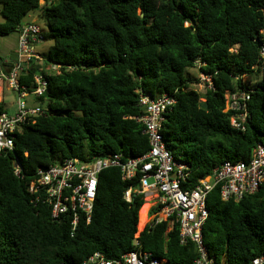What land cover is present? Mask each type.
I'll use <instances>...</instances> for the list:
<instances>
[{"label":"trees","instance_id":"16d2710c","mask_svg":"<svg viewBox=\"0 0 264 264\" xmlns=\"http://www.w3.org/2000/svg\"><path fill=\"white\" fill-rule=\"evenodd\" d=\"M35 12L44 40H52L46 63L59 70H43L48 91L38 103H46L45 114L19 129L12 151L0 153V264H83L97 251L118 259L135 249L165 264H192L197 246L181 244L177 223L166 219L138 233L151 204L141 195L126 201L131 183L119 168L101 172L91 221L82 216L74 235L69 215L52 219L30 183L39 168L68 158L144 154L149 139L134 118L144 113L141 94L175 93L163 135L190 166L192 185L226 160L249 161L264 139V67L256 69L264 0H0V36L18 33ZM39 69L29 62L22 83L31 87ZM193 69L211 77L203 93L193 88L201 82ZM254 80L240 131L225 95ZM207 208L203 235L216 264H248L264 254V183L239 201L222 200L217 186Z\"/></svg>","mask_w":264,"mask_h":264},{"label":"built area","instance_id":"2783aa9c","mask_svg":"<svg viewBox=\"0 0 264 264\" xmlns=\"http://www.w3.org/2000/svg\"><path fill=\"white\" fill-rule=\"evenodd\" d=\"M42 33L43 30L35 21L24 22L17 33L14 55H0V102H3V85L16 95L15 112L5 110L0 113L1 154L14 149L17 132L23 125L34 123L38 116L45 114V109L38 103L47 97L48 91V80L43 70L45 68L47 73H52L59 68L56 64L46 63V59L36 50L37 45L44 41ZM260 34L262 43L256 69L264 67V30ZM29 62L40 68L33 76L31 87L21 81L27 75L26 66ZM200 76L209 83L208 87L213 85L211 77L204 74ZM256 81L226 92L225 111L231 113V125L237 130L246 129L250 115L249 102L254 92L251 85ZM33 101L38 104H33ZM177 101L175 93L165 92L155 97L141 94L140 105L144 113L134 118L143 124V131L149 139V149L144 154L125 158L122 153H115L94 157L87 162L76 157L56 162L48 168L38 169L30 183L31 193L36 200L49 205L52 219L60 220L69 215L74 235L82 216L88 222L91 221L101 172L108 168H119L122 179L131 183L124 192L126 201L132 202L133 196L141 195L145 202H152L144 228L166 219L170 224L177 223L181 244L192 241L197 246L198 256L192 264H216L203 235L209 214L208 195L217 186L224 201H239L244 196L258 192L264 183V139L257 143L249 161L226 160L192 185L188 181L190 166L174 157L163 135L167 116ZM15 168L16 174H19L21 167L18 162ZM171 229L170 226L168 230ZM165 263L166 260L154 257L150 252L135 249L118 259H109L97 251L83 264ZM248 264H264V254L254 257Z\"/></svg>","mask_w":264,"mask_h":264},{"label":"rangeland","instance_id":"374dc122","mask_svg":"<svg viewBox=\"0 0 264 264\" xmlns=\"http://www.w3.org/2000/svg\"><path fill=\"white\" fill-rule=\"evenodd\" d=\"M43 2H44V0H41V3H43ZM34 16L36 18L35 21L40 26V28L42 30H46V26H45L42 18L39 16V13L35 12ZM1 20L2 19L0 17V21ZM16 38H17V33H13V34H11L9 36H4V37L0 36V52H1L2 44L11 46V45H13L15 43ZM51 45H52V40L46 39L42 43L37 45L36 50H37V52L39 54H41L43 57H45V55L48 53V50H49ZM191 72H193L195 75L197 73V77L201 79V82L200 83H195L193 85V88L196 89L197 91L203 93L205 91L206 87H207L206 82H204L203 76L199 75V72H198L197 69H193ZM3 86H4L3 104H4L5 108L7 109V111L9 113H13L16 110V107H15V101H16L15 92L13 90H11V89H8L6 85H3ZM32 103L33 104H38V103H36L34 101ZM45 106H46V103L42 104V107L44 109H45ZM149 181L151 182L152 179H150ZM149 203L151 204L152 202H149ZM150 207H151V205H150ZM146 221H147V217H146L145 223H146ZM139 222H140V214H139ZM143 229H144V225L141 228L138 226V233H140Z\"/></svg>","mask_w":264,"mask_h":264},{"label":"crops","instance_id":"0c3cea01","mask_svg":"<svg viewBox=\"0 0 264 264\" xmlns=\"http://www.w3.org/2000/svg\"><path fill=\"white\" fill-rule=\"evenodd\" d=\"M35 16L34 14L32 15H29L26 17L25 19V22H29V21H35ZM36 22V21H35ZM17 39H18V34H17V38L15 40V43L11 46L9 45H5V44H2V48H1V52H0V55H3V56H9V57H12L14 55V52H15V49H16V46H17ZM3 94H4V91L2 93V98H3ZM6 109V108H5ZM7 110V109H6ZM145 204V203H144ZM149 210V209H148ZM148 213V212H147ZM144 230V229H143ZM142 230V231H143ZM169 231V230H168Z\"/></svg>","mask_w":264,"mask_h":264},{"label":"water","instance_id":"95a60500","mask_svg":"<svg viewBox=\"0 0 264 264\" xmlns=\"http://www.w3.org/2000/svg\"><path fill=\"white\" fill-rule=\"evenodd\" d=\"M143 15V14H142Z\"/></svg>","mask_w":264,"mask_h":264}]
</instances>
